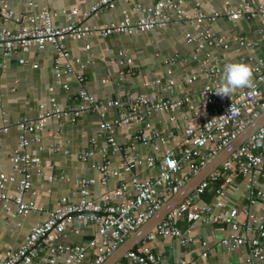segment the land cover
Returning <instances> with one entry per match:
<instances>
[{
    "label": "built area",
    "instance_id": "built-area-1",
    "mask_svg": "<svg viewBox=\"0 0 264 264\" xmlns=\"http://www.w3.org/2000/svg\"><path fill=\"white\" fill-rule=\"evenodd\" d=\"M116 0H97L90 10L95 16L102 9L112 8ZM254 0H223L220 10L205 12L200 4H195L193 13L185 10L186 0H157L154 4H134L129 12H124L119 22L104 27L85 24L79 17V10L73 8L67 15L65 26L54 22L57 13L49 8L30 12L33 0H24L27 12L17 31H11L0 24V49L3 51L1 69H5L8 59L16 52H26L30 46L39 50L50 47L53 52V74H70L78 82L84 81V69L89 60L74 56L65 46L66 39H84L98 34L107 37L112 34H137L154 28L165 27L171 22H186L198 29V34L186 33L184 41L193 44L192 60L205 78L199 93L185 91L175 96L177 81L171 66L180 61L179 54H173L166 64V78L157 80L156 92L149 95L126 92L121 98L99 100L80 90L76 106L60 107L53 97L48 105L39 104V112L33 119L23 117L16 122L19 130L18 144L11 159L12 169L20 175L13 191L7 186L14 182L12 176L0 172V207L11 216H25L33 211L43 212L32 200H24L23 195L31 191L32 176H43V163L39 156L27 150L31 141L39 142L40 133L51 120L68 119L75 122L86 113L98 118V130L90 138V146L77 157L80 160L99 157L102 162L95 166L101 185L107 184L111 177L118 176L107 162L110 155L120 156V168L130 174L128 180L100 198L90 196L89 187L94 179H81L75 182L78 199L71 201L62 197L57 205L46 211V219L33 226L17 248L6 247L0 256V264H35L42 259L46 264H102L134 232L145 224L186 182L202 167L225 148L264 110V50L259 58H249L253 63V86L237 89L230 97L218 96L214 91L220 83L218 75L226 55L214 56L210 51L200 53L207 47L229 48L227 37L215 36L206 23L215 22L222 16L237 21L240 18H258L264 23V1L253 7ZM88 13L83 14L86 17ZM14 14L5 4L0 5V17L13 18ZM241 47L252 48L253 44L235 37ZM88 48V47H86ZM244 61V58H241ZM21 63L23 60L20 61ZM131 64V60H127ZM35 68L36 65H33ZM193 76L183 78L182 83L190 85ZM63 88H68L63 84ZM51 91V88L49 89ZM198 98L199 105L194 106ZM187 109L188 114L182 125L164 132L151 129L146 118L153 113L169 112L170 121L176 114ZM115 110L117 115L110 117ZM137 125L125 144L115 138V132L122 126ZM4 130L6 128H3ZM31 136V138L29 137ZM99 140L102 143L99 144ZM139 145L149 147L153 154L141 156ZM144 167L155 171L147 178H140L136 170ZM236 176L247 179L250 184L258 177L264 179V124L246 139L222 164L173 208L163 220L150 231L133 249L128 250L122 261L127 264H173L153 251L152 244L159 239H176L181 245L192 243L193 238L177 227L180 220L186 222L224 223L230 231L221 240L225 247L232 245L247 248L246 264H264V212L255 214L251 208L257 200L264 205V192L258 191L251 197L244 209L246 219L237 220L238 211L221 210L224 186ZM54 177H48L52 183ZM218 182L214 189L216 200L203 201L206 191ZM49 191V190H48ZM94 226L96 231L91 239L79 245L66 244L59 239L67 232L79 234L83 227ZM242 232V233H240ZM205 256V254H204ZM185 262H182L184 264Z\"/></svg>",
    "mask_w": 264,
    "mask_h": 264
},
{
    "label": "crops",
    "instance_id": "crops-1",
    "mask_svg": "<svg viewBox=\"0 0 264 264\" xmlns=\"http://www.w3.org/2000/svg\"><path fill=\"white\" fill-rule=\"evenodd\" d=\"M97 0H33L34 5L30 12H38L42 8H49L57 13L55 24L65 26L67 15L71 9L79 10L81 20L90 26L104 27L119 22L124 12H129L134 4H154L157 0H116L112 8L102 9L98 14H90L91 6ZM239 0H231L237 4ZM264 0H254L253 7H257ZM209 12L212 9L220 10L223 0H186L185 10L193 13L195 4ZM13 11V18L0 17V24L11 31L19 29L20 22L14 18H22L27 12L24 0H0ZM88 13L86 17L83 14ZM202 29H208L215 36L227 37L229 48L205 47L214 56L225 54L222 63L225 66L231 62H243L249 66L253 63L249 58H259L264 50V23L258 18H240L232 21L227 16L218 18L215 22L206 23ZM186 33L198 34V29L186 22H171L165 27L137 34H112L102 37L98 34L88 35L84 39H66L65 46L74 55L82 60H89L84 69V81L78 82L73 75L53 74V52L50 47L39 50L30 46L28 51L14 52L8 59L5 69L0 66V172L14 178L7 189L13 191L20 175L12 169L11 159L18 144L19 130L16 122L23 118H35L39 112V104L48 105L53 97L60 107L76 106L79 103L77 94L80 90L95 96L99 100H114L121 98L126 92L132 94L149 95L157 91V80L166 78V64L173 54H179L180 61L171 66L173 77L177 81L175 96H181L189 90L198 94L205 78L192 60L193 44L184 41ZM235 37L242 38L253 44L252 48L241 47ZM88 47V48H86ZM3 51L0 49V64ZM244 58V61H241ZM131 60V64L127 60ZM23 60L21 63L20 61ZM33 65H36L34 68ZM223 70L218 75L220 80ZM193 76L190 85L182 83L183 78ZM254 78V77H253ZM252 78V79H253ZM63 84H67L65 90ZM51 88V91L49 90ZM199 105L196 98L194 106ZM187 109L176 114L175 120L170 121V113H153L146 118L151 129L157 131L173 130L185 122ZM110 117L117 115L115 110L109 112ZM3 128H6L5 130ZM137 125L122 126L115 132V138L120 144L128 142L129 137ZM98 130V118L95 114L86 113L78 117L75 122L68 119L51 120L39 135V142L31 141L27 150L37 155L43 163V176L33 174L31 191L23 195L24 200H32L43 212L33 211L25 216H11L0 207V256L6 247L17 248L31 228L46 219V211L53 209L60 198L67 197L71 201L78 199L75 182L81 179H94L90 185V196L98 199L105 192L113 191L121 180H128L130 174L120 168V156L110 155L107 162L111 170H117L118 176L111 177L105 185L99 182V174L95 166L102 162L99 157L80 160L77 155L90 146V138ZM31 138V136H29ZM102 143L99 140V144ZM138 153L150 156L153 151L149 147L139 145ZM140 178H147L155 171L140 167L136 170ZM54 177L52 183L47 178ZM221 184V182L219 183ZM209 188L203 196V201L213 203L216 200L214 189ZM49 190V191H48ZM258 191L264 192V179L258 177L253 184L241 176H236L228 185L224 186V195L221 198V210L238 211L237 220L246 219L244 209L249 199L256 196ZM255 214L264 212L262 201L257 200L252 207ZM178 229L193 238L192 243L181 245L176 239H159L152 244L153 251L173 264H246L244 259L247 248L232 245L225 247L221 240L230 231L224 223L177 222ZM96 231L94 226L83 227L79 234L67 232L59 240L66 244L79 245L91 239ZM242 233V232H240ZM205 254V256H204ZM120 262V261H119ZM118 262V263H119ZM35 264H46L37 259ZM121 264H127L122 261Z\"/></svg>",
    "mask_w": 264,
    "mask_h": 264
},
{
    "label": "water",
    "instance_id": "water-1",
    "mask_svg": "<svg viewBox=\"0 0 264 264\" xmlns=\"http://www.w3.org/2000/svg\"><path fill=\"white\" fill-rule=\"evenodd\" d=\"M264 124V110L240 132L225 148L202 167L185 185L174 194L145 224L134 232L129 233L127 239L121 246L110 255L102 264H118L125 253L133 249L150 231H152L163 218L180 202L187 197L196 186L209 174L215 171L238 147L248 139L259 127Z\"/></svg>",
    "mask_w": 264,
    "mask_h": 264
},
{
    "label": "clouds",
    "instance_id": "clouds-1",
    "mask_svg": "<svg viewBox=\"0 0 264 264\" xmlns=\"http://www.w3.org/2000/svg\"><path fill=\"white\" fill-rule=\"evenodd\" d=\"M253 69L243 62H231L224 66L220 83L214 91L218 96L230 97L237 89L253 86Z\"/></svg>",
    "mask_w": 264,
    "mask_h": 264
},
{
    "label": "trees",
    "instance_id": "trees-1",
    "mask_svg": "<svg viewBox=\"0 0 264 264\" xmlns=\"http://www.w3.org/2000/svg\"><path fill=\"white\" fill-rule=\"evenodd\" d=\"M220 182H218L217 184H219Z\"/></svg>",
    "mask_w": 264,
    "mask_h": 264
}]
</instances>
